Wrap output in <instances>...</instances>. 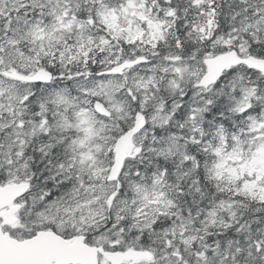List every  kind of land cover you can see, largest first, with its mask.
<instances>
[{"label":"snow or ice","instance_id":"snow-or-ice-1","mask_svg":"<svg viewBox=\"0 0 264 264\" xmlns=\"http://www.w3.org/2000/svg\"><path fill=\"white\" fill-rule=\"evenodd\" d=\"M0 264H264V0H0Z\"/></svg>","mask_w":264,"mask_h":264}]
</instances>
